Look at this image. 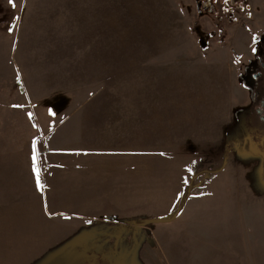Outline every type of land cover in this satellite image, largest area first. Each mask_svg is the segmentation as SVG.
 <instances>
[{"label":"rangeland","instance_id":"obj_1","mask_svg":"<svg viewBox=\"0 0 264 264\" xmlns=\"http://www.w3.org/2000/svg\"><path fill=\"white\" fill-rule=\"evenodd\" d=\"M263 34L264 0H0V264L63 240L43 264H180L213 244L187 235L207 204L203 232L244 242L212 258L254 264L264 152L239 112Z\"/></svg>","mask_w":264,"mask_h":264},{"label":"crops","instance_id":"obj_2","mask_svg":"<svg viewBox=\"0 0 264 264\" xmlns=\"http://www.w3.org/2000/svg\"><path fill=\"white\" fill-rule=\"evenodd\" d=\"M29 200H32L34 201L35 203L38 204V201L36 200L37 198L36 197H28ZM27 200V201H29ZM64 201V199H63ZM23 205L25 206L26 204V200L22 202ZM208 205V204H207ZM207 205L204 207L206 208ZM16 207V205H15ZM197 209L195 210L193 213H191L190 215V219L192 220V227H189V233L191 232H194L195 235H190V234H187L188 236H191V237H195L196 239H203L204 242H207V243H212L213 241V244L207 246V249L209 250L208 252L204 253L200 258H197V259H189L187 261H179L180 264H219L220 260H217V259H213L212 257H216L218 258L217 256L219 255H216L214 254V251H220V257H222V254L221 252L223 253L225 250H227V252L229 251H232L233 252V255L235 254V251L236 249L238 250H241L244 246V242H243V239L242 237L240 236V233H239V229L237 228L236 225H233L232 226V232L228 233L227 236H226V242H225V232H221L219 231V229L215 228L213 229L212 227H209L211 228V231H209V233H205L203 232L204 230V226L208 227L207 226V223L208 220L211 216L215 215L213 211H211L210 209L207 210V209ZM65 209V208H64ZM74 213V212H73ZM21 214V215H20ZM22 212L19 211L17 212L16 209L10 214V215H7L9 218L8 220V223L6 226L9 227H15L16 224H20V226H25L27 228V224H26V217L22 218ZM77 214V213H76ZM20 215L19 219L20 220H15V217ZM72 217V215H70ZM187 218L189 217V213L186 214ZM184 222V221H183ZM31 227H34L35 230L37 228V218H35V226H30L28 228H31ZM44 227V226H43ZM27 228V229H28ZM63 230V229H62ZM48 232L50 233H54V232H61L60 230H57V229H51V230H48ZM77 232H79V229H77ZM221 234L222 235V240L219 239V235L218 234ZM208 234V235H207ZM207 235V236H205ZM62 239H65V237H61ZM58 238L55 239V241L57 240ZM264 240V238H262ZM65 240H63V242H53L52 245L50 244H47L45 246H43L42 248V251L41 252H38L39 250V247L36 246V242H30L28 247H30V251H32L30 253V258L32 259H28L27 261H21V260H17V264H38V263H42L43 264V260L47 259L48 255L50 253H52V249H56L61 247V246H57L58 243H63L64 244ZM57 245H55V244ZM221 243H222V246H221ZM53 244L55 245L54 248L53 247ZM194 246L196 247V249L199 248V245L198 244H194ZM221 246V247H220ZM20 247V246H19ZM198 247V248H197ZM16 254V253H15ZM47 255L46 257H43ZM253 258L255 259V262L254 264H264V243L260 244V245H257L253 251Z\"/></svg>","mask_w":264,"mask_h":264},{"label":"flooded vegetation","instance_id":"obj_3","mask_svg":"<svg viewBox=\"0 0 264 264\" xmlns=\"http://www.w3.org/2000/svg\"><path fill=\"white\" fill-rule=\"evenodd\" d=\"M253 41V58L248 63L245 78L252 100L247 108L239 112L242 116L240 125L249 143L264 152V34L254 36Z\"/></svg>","mask_w":264,"mask_h":264},{"label":"trees","instance_id":"obj_4","mask_svg":"<svg viewBox=\"0 0 264 264\" xmlns=\"http://www.w3.org/2000/svg\"><path fill=\"white\" fill-rule=\"evenodd\" d=\"M226 155H227V150H226V152H225V159H226ZM196 177H197V174L194 172V173H193V178L195 179ZM194 179L192 180V182H191V184H190L189 190L186 189V190L183 192V194H182V196H181V199H180V201H179V203H178L176 213H180L181 210L184 208V205H185L187 199L189 198L190 193H191V191H192V189H193V187H194V186H193V185H194ZM140 222H142V221H140Z\"/></svg>","mask_w":264,"mask_h":264},{"label":"snow or ice","instance_id":"obj_5","mask_svg":"<svg viewBox=\"0 0 264 264\" xmlns=\"http://www.w3.org/2000/svg\"><path fill=\"white\" fill-rule=\"evenodd\" d=\"M9 3L10 4H14V0H9ZM31 115V114H30ZM33 159L35 160L36 157L34 156ZM34 171L36 172L37 174V187L40 188L41 190L43 189V185L42 183L40 182V179H39V171L40 169L38 167H34Z\"/></svg>","mask_w":264,"mask_h":264},{"label":"water","instance_id":"obj_6","mask_svg":"<svg viewBox=\"0 0 264 264\" xmlns=\"http://www.w3.org/2000/svg\"><path fill=\"white\" fill-rule=\"evenodd\" d=\"M163 221H165V219H146V222H163Z\"/></svg>","mask_w":264,"mask_h":264}]
</instances>
